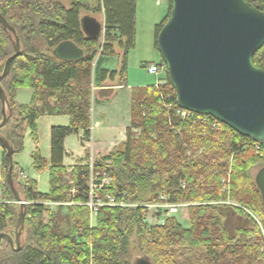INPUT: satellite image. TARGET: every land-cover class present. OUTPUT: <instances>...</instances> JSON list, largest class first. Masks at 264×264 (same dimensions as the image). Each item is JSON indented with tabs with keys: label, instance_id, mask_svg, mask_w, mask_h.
<instances>
[{
	"label": "trees",
	"instance_id": "16d2710c",
	"mask_svg": "<svg viewBox=\"0 0 264 264\" xmlns=\"http://www.w3.org/2000/svg\"><path fill=\"white\" fill-rule=\"evenodd\" d=\"M67 1L69 8L53 0H0V14L15 29L21 46V56L0 82L7 96L9 118L0 136L9 142L14 155L21 154L28 131L38 143L37 122L41 117H70L68 126L51 130L50 162L39 148L31 153L35 170L41 172L50 166L47 194L39 192L33 180L19 182L18 166L10 163L0 143V235L15 237L22 211L7 179L10 167L15 188L26 203L20 250L15 251L3 239L0 264H134L132 246L139 257H147L153 264H264V237L258 224L252 220L253 228L240 229L230 238L225 214L220 206L210 204L228 199L220 180L231 168L230 199L264 220L262 195L251 175L253 167L264 166V145L222 123L217 131L212 127L217 121L210 116L191 114L182 119L167 111L165 104L180 109L168 73L164 85L132 88L131 125L124 149L93 165L95 172L110 179L98 191L99 197L105 201L112 196L134 206L100 207L96 227L92 226L87 206L91 167L76 166L70 171L63 164L65 139L82 131V145L91 140L93 69L99 53L111 58L118 55L116 46L124 50L120 70L99 68L95 74L99 84L119 78V86H127L128 55L136 38L137 0ZM247 1L264 12V0ZM91 9L105 19L104 34L96 39L89 38L82 27L81 14ZM169 15L156 28V47ZM66 42L77 46L83 57L74 61L58 58L55 51ZM15 53L14 37L0 22V76ZM254 64L264 70V47L254 56ZM22 88L34 91L30 105L16 103V92ZM168 94H172L169 100ZM198 118H205L206 124ZM3 119L0 98V123ZM162 197L170 204H197L188 208L189 229L176 218L151 229L146 226L148 209L144 206L161 204ZM46 203L59 204L58 211L48 212ZM63 204H69L66 214ZM61 224L67 226L66 233Z\"/></svg>",
	"mask_w": 264,
	"mask_h": 264
},
{
	"label": "water",
	"instance_id": "95a60500",
	"mask_svg": "<svg viewBox=\"0 0 264 264\" xmlns=\"http://www.w3.org/2000/svg\"><path fill=\"white\" fill-rule=\"evenodd\" d=\"M171 12L157 36L160 61L167 66L169 81L175 90L178 106L188 112L210 116L240 135L264 145V70L254 64V56L264 47V12L247 0H170ZM0 22L14 37L16 53L5 65L0 82L6 78L12 62L21 56V46L15 29L0 14ZM85 34L96 39L104 34V26L94 18H82ZM58 58L79 60L83 52L71 42L58 46ZM4 119L7 96L0 85ZM13 163V149L0 136ZM8 182L22 206L15 237L0 235V243L8 240L15 251L20 250L25 229L26 203L21 201L12 179ZM264 203V166L255 178ZM134 264H153L139 257Z\"/></svg>",
	"mask_w": 264,
	"mask_h": 264
},
{
	"label": "rangeland",
	"instance_id": "374dc122",
	"mask_svg": "<svg viewBox=\"0 0 264 264\" xmlns=\"http://www.w3.org/2000/svg\"><path fill=\"white\" fill-rule=\"evenodd\" d=\"M58 1L64 4L65 7H70V2L67 0H53ZM160 1V2H159ZM159 2V3H158ZM170 0H137V16H136V38L135 46L130 50L128 55V69H127V86L129 87H140L154 85L157 83L158 79H164L165 76L160 75L159 77L151 75L148 73L147 66L152 63H158L160 61V55L156 47V28L160 25L170 13ZM82 18L89 16L94 18L96 21L101 23L104 26V16L101 13H96L94 10H86L82 12ZM115 50L117 52L116 57H102L101 53L98 54L94 61V73H93V85H92V97L94 91H97L103 86L115 87L119 86V78L115 81L108 80L103 84H99L96 80V70L99 68H105L109 71L120 70L122 65V56L124 50L116 46ZM106 92V91H104ZM113 92V91H107ZM130 89L121 90L114 93L113 99L106 102V104H98L96 106L95 119L100 118L105 120V125L100 129H95V140L96 141H111L112 143H118V147L115 150H123L125 143L124 128L130 121ZM109 94V93H108ZM117 94V96H115ZM100 93L96 92V99L100 100ZM135 132L140 133V130H135ZM124 137V138H123ZM72 144L70 145L72 149L77 151L79 149V141L77 137L71 139ZM126 142V141H125ZM109 145H111L109 143ZM29 149V150H28ZM21 155L23 159L22 164L25 171L29 172V162L31 161V151L30 146L26 144L25 138V150L21 154H16L13 156ZM1 159V157H0ZM100 160V159H99ZM98 160V161H99ZM97 162V161H96ZM95 164V163H94ZM33 167V166H32ZM31 167V168H32ZM263 165L253 167L251 169V175L255 179L257 174ZM35 170V168L33 167ZM37 171V170H36ZM44 171V170H43ZM41 171V172H43ZM39 172V171H37ZM40 173V172H39ZM229 176V190H225V184L223 179L220 180V183L223 185V191L227 194L228 199L221 202H212L210 204H215L220 206L221 210L226 216L225 227L228 231L229 237L233 238L236 235V232L240 229H249L253 228L254 220L261 229L262 235L264 237V220L260 219L259 216L252 210L245 208L240 205L238 202L232 201L230 199L231 195V168L228 172ZM22 180H19L20 183L25 182L23 176L20 177ZM2 179V178H1ZM1 184V181H0ZM41 191L46 189V186H40ZM1 190V185H0ZM2 192L0 191V202L2 201ZM167 200V197H165ZM48 204V203H46ZM45 207L48 212L56 213L58 211V205H46ZM182 205V204H181ZM197 205L195 203H183V207L176 214L168 215L164 209H154L149 208L148 214L144 219V223L148 228H153L156 226H162L169 218H176L177 221L185 228L189 229L191 227L189 220V211L190 206ZM69 204H63V214L67 213V207ZM48 212L45 214V222L49 221ZM245 212V213H242ZM92 216V215H91ZM92 226L96 227V215L92 216ZM61 229L64 233L67 232V226L61 224ZM131 254L134 261H137L139 258V251L132 246Z\"/></svg>",
	"mask_w": 264,
	"mask_h": 264
},
{
	"label": "crops",
	"instance_id": "0c3cea01",
	"mask_svg": "<svg viewBox=\"0 0 264 264\" xmlns=\"http://www.w3.org/2000/svg\"><path fill=\"white\" fill-rule=\"evenodd\" d=\"M160 2V1H159ZM158 2V3H159ZM107 83V82H106ZM149 86V85H148ZM133 88V87H132ZM131 87L129 86H115V87H107L106 85L99 88L97 91L100 93L101 97L100 100L96 99V92L94 91L93 97H92V108H91V121H92V136L91 140L88 143H85L82 145L81 139L83 137V132H79L78 135H72L69 136L65 139V157L63 160V164L69 168L71 171L74 167L76 166H90L92 167L96 161H98L100 158L108 156L110 153L113 152L114 149L118 147V143H112L109 141L111 145L107 141H96L95 140V129H100L102 128L103 125H105V120H101L98 118L97 120L95 119V113H96V106L98 104H106V102L110 101L114 97V93L125 90V89H130L132 90ZM106 91V92H104ZM107 91H113V92H107ZM109 93V94H108ZM34 91L32 89H18L16 92V103L18 105H30L33 99ZM117 96V94H115ZM130 121L127 125H125L124 128V137L125 139L123 140V143H125L127 137H126V131L131 125V92H130ZM70 124V117L66 115H60V116H49V115H44L41 117L38 122H37V127H38V136H39V141L38 143L33 142V140L30 137V132L28 131L26 133V144L30 146V151L31 153L36 149L39 148L41 151V154L43 158H45L48 162L51 160V130L53 127H58V126H68ZM73 137H77L79 141V149L75 151L74 149L71 148V139ZM123 137V138H124ZM29 150V149H28ZM0 181H1V167H2V150L0 148ZM31 157V156H30ZM25 159L24 157L22 158L21 155L15 156L14 157V162L18 166V170L20 172V177L23 176V180H33L37 183L38 185V190L39 192L43 194H47L50 189L49 185V179H50V166L46 168L43 172H37L36 170L33 169V160L31 158V161L29 162V172H26L23 165L22 161ZM32 167V168H31ZM19 180H22L19 178ZM24 183V182H23ZM46 186V189L41 191L40 186ZM1 191V190H0ZM58 205L54 203H48L46 205Z\"/></svg>",
	"mask_w": 264,
	"mask_h": 264
},
{
	"label": "built area",
	"instance_id": "2783aa9c",
	"mask_svg": "<svg viewBox=\"0 0 264 264\" xmlns=\"http://www.w3.org/2000/svg\"><path fill=\"white\" fill-rule=\"evenodd\" d=\"M147 70L148 73L154 76L159 77L160 75H164L166 76L167 72V66L165 65L164 62L159 61L158 63H152L149 66H147ZM166 83V81L164 79H158L156 85H164ZM176 96V94H175ZM172 98V94H168L166 96V99H171ZM165 108L167 109V111H172L176 116L185 119V118H189L191 117V114H195L192 112H188L186 110L178 109V110H174L173 105L172 104H165ZM195 119V118H193ZM198 121H200L203 124H206V119L205 118H198ZM216 120V119H215ZM194 122H196L195 120H193ZM217 121V120H216ZM220 122L217 121L215 123H213L212 127L214 129H216L217 131H220L221 126L219 124ZM229 176V175H228ZM101 182L100 184L98 182ZM110 183V179L107 178L105 173H99V172H95L93 170V166L91 167V179H90V199L89 202L87 203V206L90 208L91 210V215H96L97 210L100 207L103 206H110V207H131L134 205H128L126 204L124 201L118 202L114 197L112 196H108L106 198V200L104 201L102 198L99 197V190L103 187L104 184H109ZM223 183L226 185L225 186V190H229V178H225L223 179ZM163 203L161 204H155V205H148V206H144L147 209L149 208H154V209H164L166 210V213H168V215H173L179 212V210L181 209V207H183V204H170L167 202V200H165V197H162Z\"/></svg>",
	"mask_w": 264,
	"mask_h": 264
}]
</instances>
